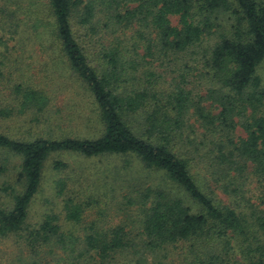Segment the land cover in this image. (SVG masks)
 <instances>
[{"label": "trees", "instance_id": "1", "mask_svg": "<svg viewBox=\"0 0 264 264\" xmlns=\"http://www.w3.org/2000/svg\"><path fill=\"white\" fill-rule=\"evenodd\" d=\"M44 35L91 100L94 134L54 136L59 110L25 63ZM1 48L0 124L48 134L0 130L19 159L18 190L0 164V264H264V0H0ZM59 153L121 160L104 209L58 180L63 215L33 223Z\"/></svg>", "mask_w": 264, "mask_h": 264}, {"label": "rangeland", "instance_id": "2", "mask_svg": "<svg viewBox=\"0 0 264 264\" xmlns=\"http://www.w3.org/2000/svg\"><path fill=\"white\" fill-rule=\"evenodd\" d=\"M173 22H176L174 18ZM45 36L40 38L36 36L28 40L26 43L27 47L26 49L24 48L27 52L25 55V63L32 66L37 76L36 79L39 82L44 78L46 87L43 86L46 88L45 91L53 98L51 99V104L59 110V114L56 116L58 118H55L56 121L52 128L54 136L58 138L68 136L83 137L88 135V133L90 135L94 134V131H97L95 129L96 126L91 124L94 119V106L91 100L86 97L81 86L69 78L63 65L58 59L54 58L52 50H48L49 42ZM13 46L14 43L8 41V48L11 49ZM0 50L3 51L5 48H1ZM257 74L261 78L262 85L264 86V62L259 66ZM9 105L7 103L4 107L9 109ZM51 109L50 107L49 110ZM13 116L14 118L12 117L6 124H0L1 131L6 132L14 138L26 136V131L35 134H48L46 131L47 128L42 127L41 124H36L34 121L30 123L28 122L30 120H27L30 124L29 126H25V123H19L22 122L24 117L16 120V115ZM54 160H60L67 164L66 169L63 171L53 170L52 163ZM118 160L120 161L121 159L109 158L107 161L98 158L87 159L70 153H59L50 156L43 170L41 190L35 197L30 208V221L35 223L41 220L46 213H59V215H63L61 209L63 197L57 196L55 189V184L58 180H64L67 197L77 196V198L79 197L81 200H85L90 194H95L99 196L100 208L104 209L105 199L102 201L100 196L104 192L103 188L112 183L113 169L118 165ZM18 162V158H10L8 155L0 153V164L7 170L3 179L17 190L19 189L17 187L18 181L16 177V166ZM106 166H108V171L103 172ZM118 180L123 179L119 178ZM97 187H99L98 190L96 189ZM93 206L95 207V204ZM94 207L89 211L91 213L90 215L86 212L85 224L83 223L81 228H84L90 222L91 218H95L97 210H94ZM113 216L114 218L109 220V224L117 223L119 218L116 217L115 212ZM105 220L108 222V219Z\"/></svg>", "mask_w": 264, "mask_h": 264}]
</instances>
